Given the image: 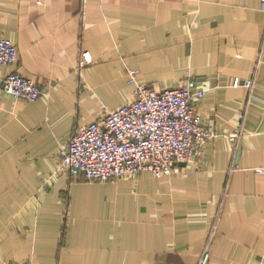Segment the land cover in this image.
<instances>
[{
	"label": "crops",
	"instance_id": "obj_1",
	"mask_svg": "<svg viewBox=\"0 0 264 264\" xmlns=\"http://www.w3.org/2000/svg\"><path fill=\"white\" fill-rule=\"evenodd\" d=\"M0 36L18 50L0 65V264H197L206 244L208 264H264L261 0H0ZM9 71L40 96L6 94ZM187 71L216 134L191 161L106 180L60 167L76 128Z\"/></svg>",
	"mask_w": 264,
	"mask_h": 264
},
{
	"label": "built area",
	"instance_id": "obj_2",
	"mask_svg": "<svg viewBox=\"0 0 264 264\" xmlns=\"http://www.w3.org/2000/svg\"><path fill=\"white\" fill-rule=\"evenodd\" d=\"M264 10V0H261ZM18 55L16 45L0 36V65L10 66ZM91 62L88 51L80 53L79 65ZM137 70L128 68L130 82H136ZM250 87L253 79L243 82ZM234 85L240 84L234 78ZM1 89L14 98L36 100L41 90L31 78L9 71ZM205 90L198 88L187 74L177 85L158 90L152 85L136 83L134 99L108 110L93 121L79 126L67 144L58 149V161L72 176L85 180L118 179L149 171L154 176L168 175L179 162L187 163L202 144L216 134L205 128L194 101ZM237 137V132L228 134ZM263 172V168H257ZM209 245H205L197 264H208Z\"/></svg>",
	"mask_w": 264,
	"mask_h": 264
},
{
	"label": "water",
	"instance_id": "obj_3",
	"mask_svg": "<svg viewBox=\"0 0 264 264\" xmlns=\"http://www.w3.org/2000/svg\"><path fill=\"white\" fill-rule=\"evenodd\" d=\"M179 164H185L184 162H179Z\"/></svg>",
	"mask_w": 264,
	"mask_h": 264
}]
</instances>
